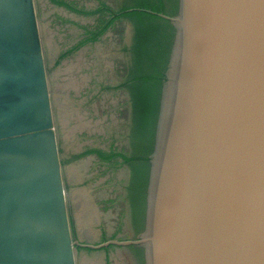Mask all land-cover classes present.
Here are the masks:
<instances>
[{"label":"water","instance_id":"1","mask_svg":"<svg viewBox=\"0 0 264 264\" xmlns=\"http://www.w3.org/2000/svg\"><path fill=\"white\" fill-rule=\"evenodd\" d=\"M158 15L174 35L145 227L110 243L146 264H264V0ZM0 264H75L34 0H0Z\"/></svg>","mask_w":264,"mask_h":264},{"label":"rangeland","instance_id":"2","mask_svg":"<svg viewBox=\"0 0 264 264\" xmlns=\"http://www.w3.org/2000/svg\"><path fill=\"white\" fill-rule=\"evenodd\" d=\"M66 1L87 10L96 9L99 3L98 7L104 3L115 6L118 2ZM34 7L49 83L53 124L61 154H79L89 148L127 150L128 98L124 86L119 84L127 70L121 57L114 51L123 37L126 24L118 18L101 34L103 39L84 41L87 29L101 26L109 20L107 13L80 16L50 0H34ZM94 158L88 154L72 161L74 166L65 163V166L69 168L71 165L74 169V180L71 178V181L65 177L64 171L67 190L72 187L73 191L80 188L83 191L82 187H86L91 190L95 203L100 204L96 211L85 217L79 204L72 205L73 211L82 212L83 216L79 218L83 220L80 222L84 227L88 228L87 223L91 221L88 224L92 230H89L94 234L99 231L105 236L117 235L119 239L116 240L124 241L131 233L128 206L122 196L126 177L124 167L118 166L111 173L105 164H98ZM75 219V223H79ZM95 235L84 238L93 243ZM101 244L106 246L90 247L91 251L74 247L75 264H132L124 245H109L108 241ZM92 259L97 261L93 263Z\"/></svg>","mask_w":264,"mask_h":264},{"label":"flooded vegetation","instance_id":"3","mask_svg":"<svg viewBox=\"0 0 264 264\" xmlns=\"http://www.w3.org/2000/svg\"><path fill=\"white\" fill-rule=\"evenodd\" d=\"M63 1L71 8L66 5L57 4L53 0H50V2L58 6H63L71 10V12L79 14L80 16L81 15L82 16L92 15V14L97 15L98 13L108 14L109 20L105 22L107 23L110 21L108 25L105 26L101 30V32L97 34V36L94 39L90 38L92 33L101 29V27L105 23L96 28L87 29L86 32L84 33V36H85V39H83L84 41L85 40L95 41V40L103 39V37H101V34L104 32L105 29H107L111 25V23L114 20L118 18L121 19L126 24L124 27V34L122 35L123 37L121 41L117 44V48H115L114 51L116 52V54H118L121 57V59L123 60L122 62L123 66L127 70L126 75H124V77L119 81V84L120 86H124V89L126 90L127 98H128L129 110H128V121L126 125V134H125V137H126L125 144H128V149L119 150V149H114V148H109V149L89 148L79 154L68 153L65 156H63L59 148V153H60V159H61V164H62L63 181H64V171L66 172L65 177L69 179L70 181H71L72 176L74 175V169L72 167L74 166V163H72V161H75L78 157L88 155V154H92L95 157L94 161L98 162V164L99 163L105 164L107 169L111 173L116 171L118 166L124 167L126 177H125L124 184L122 187V193H123L122 196L124 200L127 202L126 204L128 206V217H129V223L131 226L130 236L126 240H134L138 238L139 234L144 230V227H145L147 187H148V180L146 179L145 158L149 157L150 154H148L149 142L147 139V135L145 134V131H144V125H143L144 121L141 118V113H139V111L133 110V107L131 105V100H130V91H129V88L127 87L129 83L128 84L126 83L129 73L130 75H132L131 69L133 67V59H134L133 44H134L135 27L140 26V25H139V22H137L135 18L121 15V14L123 12H128L133 9H137V10H144L151 14H155L160 18H163V17L159 16L158 13L172 16L170 14L174 13L175 11L177 13L179 0H118L115 6H111L107 3H104L105 5L98 7L100 5L99 3L97 6V8H99L98 10H96L97 8L94 10H87L85 8H80L78 6L76 7L72 5L71 3L67 2L66 0H63ZM139 3L154 5L159 9V11H154L149 8L133 7L134 5L139 4ZM163 19L167 20L165 18ZM123 83H126V84L123 85ZM58 147H59V143H58ZM98 151L102 152V154H100ZM65 163H71L72 166L70 165L68 168L67 166H65ZM64 186H65V191H66L67 211H68L72 238L74 241V247H76L78 250H87V251L90 250L91 251L90 246L88 245H92L93 243L97 245H102L101 243L103 242L108 241L110 243V241L112 240L119 239L117 235L105 236L104 234L99 233V231L97 232V235H95L92 232L96 236L93 243L90 240L84 237H81L79 234L80 232L78 231L79 228L77 229L74 219L77 217V220H81L82 222L83 220L79 219V217L83 216V214L80 215L77 212H76L77 215L75 214L72 208L73 203H75L76 205L79 204L82 207L83 212H84V217L85 215L92 214L93 211H96L95 208L98 209V206L100 207V204L97 205L95 203L90 189H86V187H82L83 191L81 188L76 191H73L72 190L73 188L70 187L69 190H67L65 182H64ZM74 194L76 195L74 196ZM70 196H73V197H70ZM76 196H78L79 198ZM77 199L78 201L76 202ZM88 223H91V221H89ZM88 223L87 225H89ZM78 224H81V223H78ZM109 245H111V243ZM124 247L126 248L127 256L129 257L132 264H146L145 254H144V250L142 247H140L139 245L133 244V243L126 244L124 245ZM101 249H104V247H102Z\"/></svg>","mask_w":264,"mask_h":264},{"label":"trees","instance_id":"4","mask_svg":"<svg viewBox=\"0 0 264 264\" xmlns=\"http://www.w3.org/2000/svg\"><path fill=\"white\" fill-rule=\"evenodd\" d=\"M53 1L68 6L63 0ZM133 7L159 11L156 6L143 3L136 4ZM173 14H176V11L170 15ZM121 15L135 18L140 25L135 27L132 75L129 73L126 83H129L127 87L130 91L133 110L139 111L144 121V131L149 142L148 154H150L154 145L163 71L166 68L174 35L173 27L167 20L144 10L133 9L123 12ZM109 22L105 23L101 29L93 32L90 38L94 39ZM126 83H123V85ZM98 152L102 154V152ZM145 161L146 179L148 180L149 157H146Z\"/></svg>","mask_w":264,"mask_h":264},{"label":"bare ground","instance_id":"5","mask_svg":"<svg viewBox=\"0 0 264 264\" xmlns=\"http://www.w3.org/2000/svg\"><path fill=\"white\" fill-rule=\"evenodd\" d=\"M40 38H41V37H40ZM72 179H73V178H72ZM73 180H74V179H73ZM73 189H74V188H73ZM73 189H72V190H73ZM70 194H71V193H70ZM72 195H73V193H72ZM75 195H76V194H74V196H75ZM77 195H78V194H77ZM70 197H73V196H70ZM76 197H78V196H76ZM80 197H81V196H80ZM78 198H79V197H78ZM81 198H82V197H81ZM75 199H76V198H75ZM71 200H72V199H71ZM73 200H74V199H73ZM81 200H82V199H81ZM81 200H79V201H81ZM74 201H75V200H74ZM77 201H78V199L76 200V202H77ZM72 203H73V202H72ZM73 204H75V203H73ZM80 204H81V203H80ZM77 205H78V204H77ZM74 206H76V205H74ZM82 206H83V205H82ZM74 208H75V207H74ZM76 209H77V208H76ZM80 209H81V208H80ZM81 210H83V209H81ZM76 211H77V210H76ZM79 211H80V210H79ZM93 212H94V211H93ZM77 213H79V214L81 215L82 212H77ZM75 214H76V212H75ZM73 215H74V214H73ZM76 215H77V214H76ZM74 216H75V215H74ZM92 216H93V215H92ZM81 217H82V216H81ZM94 217H96V216H94ZM76 219H77V217H76ZM76 219H75V220H76ZM79 219H80V218H79ZM77 221H78V220H77ZM79 221H81V220H79ZM79 221H78V222H79ZM79 223H81V222H79ZM77 224H78V223H77ZM77 224H76V225H77ZM90 224H91V223H90ZM92 224H93V223H92ZM78 226H79V227H78ZM88 226H89V225H88ZM91 226H92V225H91ZM76 227L79 228L78 231L80 232L79 234H80L81 237H88V238H89L90 236L94 235V234L92 233L93 231H91L92 229L89 228V227H88V228L84 227V225H83L82 223L79 224V225H77ZM89 229H91V230H89ZM93 230H94V229H93ZM95 234H96V233H95ZM96 235H97V234H96ZM90 238H91V237H90ZM82 254H83V253H82ZM112 255H113V254H112ZM82 256H83V255H82ZM84 256H86V255H84ZM80 257H81V256H80ZM86 258H88V257H86ZM97 258H98V257H97ZM97 258H96V259H97ZM102 258H103V257H101V259H102ZM79 259H80V258H79ZM89 259H90V258H89ZM87 260H88V259H87ZM92 260H93V259H92ZM94 260H95V259H94ZM94 260L92 261L93 263L97 261V260H95V261H94ZM75 261H76V260H75ZM78 261H79V260H78ZM82 261H83V260H82ZM90 261H91V260H90ZM103 261H104V260H103ZM99 262H100V261H99ZM97 263H98V262H97ZM97 263H95V264H97ZM102 263H103V262H102ZM76 264H77V263H76ZM78 264H79V262H78ZM91 264H92V263H91Z\"/></svg>","mask_w":264,"mask_h":264}]
</instances>
